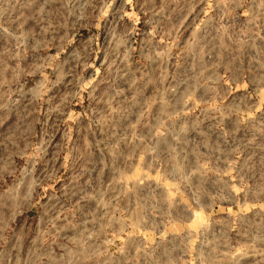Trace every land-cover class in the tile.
Segmentation results:
<instances>
[{
	"label": "rangeland",
	"instance_id": "obj_1",
	"mask_svg": "<svg viewBox=\"0 0 264 264\" xmlns=\"http://www.w3.org/2000/svg\"><path fill=\"white\" fill-rule=\"evenodd\" d=\"M263 155L264 0H0V264H264Z\"/></svg>",
	"mask_w": 264,
	"mask_h": 264
},
{
	"label": "crops",
	"instance_id": "obj_2",
	"mask_svg": "<svg viewBox=\"0 0 264 264\" xmlns=\"http://www.w3.org/2000/svg\"><path fill=\"white\" fill-rule=\"evenodd\" d=\"M260 158L256 162L251 163L250 166H249V168H246V169L251 172V175L252 176L254 174H258L259 176H262V178H263L262 188L264 190V155H263V157H260ZM238 169L239 170L237 171V173L234 172V176L235 177H237V176L238 177H243L244 179H245L246 176L249 177L247 174H246V176L244 174H240L239 172H242V170H241L240 167H238Z\"/></svg>",
	"mask_w": 264,
	"mask_h": 264
},
{
	"label": "built area",
	"instance_id": "obj_3",
	"mask_svg": "<svg viewBox=\"0 0 264 264\" xmlns=\"http://www.w3.org/2000/svg\"><path fill=\"white\" fill-rule=\"evenodd\" d=\"M236 178H238L240 181H243L244 180V178L243 177H236ZM245 183H246V185H247V181H245ZM239 185V184H238ZM231 191H232V189H231Z\"/></svg>",
	"mask_w": 264,
	"mask_h": 264
}]
</instances>
